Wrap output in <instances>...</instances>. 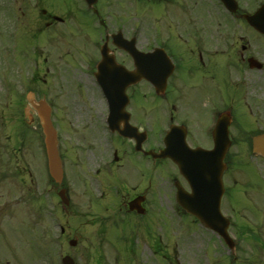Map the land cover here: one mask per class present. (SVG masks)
<instances>
[{
    "label": "flooded vegetation",
    "instance_id": "flooded-vegetation-1",
    "mask_svg": "<svg viewBox=\"0 0 264 264\" xmlns=\"http://www.w3.org/2000/svg\"><path fill=\"white\" fill-rule=\"evenodd\" d=\"M34 3L38 8L40 0ZM238 3L237 12L221 0H119L90 8L84 2L43 3L34 37L32 2L0 0V55L17 69L2 83L10 96L0 98V108L4 100L13 101L11 95L21 106L25 102L19 121L34 131V172L25 162L27 177L17 186L16 160L22 162L27 138L17 149L6 134L8 121L0 128V264H31L13 246L34 206L40 264H120L112 248L140 247L131 245L136 240L159 247L160 200L170 201L173 215H187L177 204L178 191L191 187L178 162L192 159L188 148L213 150L215 136L222 150L226 144L222 211L243 218L231 220L230 255L242 264L257 259L254 251H264V157L255 153L254 141L264 137V119L257 118L254 90L255 72L264 63L254 51L257 33L245 19L254 9ZM124 46H133L139 58ZM157 50L166 62H152L168 72L164 93L157 79L140 75L123 96H101L96 73L104 56L109 71L138 72L149 69L151 60L144 56ZM20 53L33 58L25 70L16 67ZM22 73L30 89L17 93ZM43 100L57 131L61 182L48 169L38 115ZM167 133L172 157L147 154L164 147ZM249 216L259 224H246Z\"/></svg>",
    "mask_w": 264,
    "mask_h": 264
},
{
    "label": "rangeland",
    "instance_id": "rangeland-1",
    "mask_svg": "<svg viewBox=\"0 0 264 264\" xmlns=\"http://www.w3.org/2000/svg\"><path fill=\"white\" fill-rule=\"evenodd\" d=\"M28 2H32L31 14V23L33 26L32 34L35 37V34L39 33L40 24L39 17L41 15V10L43 8V2L47 3H64L65 1H84V0H40L39 7L34 2H39L38 0H27ZM115 0H101V4L111 3ZM254 1L263 2L264 0H242V3L247 8L251 9L254 7ZM35 4V6H34ZM73 4V3H71ZM257 5V3H256ZM168 10L173 9L172 6L166 7ZM144 32V30H143ZM32 46L36 47V42L31 39ZM255 46V55L256 58L264 62V42L261 41L258 37L254 43ZM34 48L32 50H34ZM25 55L20 53L15 57L16 59V67L20 65H24V70L29 67L30 62H33V58L24 57ZM71 58H67L70 60ZM26 60V61H24ZM23 62V63H22ZM9 57L4 56V54L0 55V78L4 75L9 77V70L13 71L16 68L12 65H9ZM17 70V69H16ZM25 75V73H23ZM17 80V77H16ZM18 81V80H17ZM255 90H254V99L256 105V112L259 114L257 118L264 119V70L255 72ZM22 85L27 83L25 77L21 78ZM19 83L15 84L17 89V93L20 92V88L18 87ZM60 85V83H59ZM3 87L0 84V98H2ZM55 93V89L53 90ZM150 96V94H148ZM17 97V96H16ZM12 102L10 104H6L3 101V105L1 106V110L5 115V119L8 121V128L6 134L13 136L15 139L16 148H19V140L23 137L27 138L26 147L19 154V158L16 160V172H15V183L18 186L19 181H21L22 177H27L24 172H22V168L25 165L29 170L34 172L29 162L33 163V157L30 152V147L33 145L34 139V131L31 128L25 127L19 120H21V114L23 112V107L25 106V102H23V106L19 104V101L15 97L11 95ZM150 99V98H148ZM14 101H16L14 103ZM14 103V104H13ZM5 107V108H4ZM258 108V109H257ZM14 112H18L19 114H13ZM23 143H21L22 145ZM18 153V150H17ZM244 157V153L241 154V158ZM241 163L243 161L241 159ZM167 167L165 164L163 167H160L161 173L163 169ZM36 177V174H32ZM159 208L161 210L160 223L158 228V236L160 238L159 246L160 251H158L157 247L154 249L150 245L146 243H140L136 241L131 242V245L140 246V247H131L127 244H124L119 248V250H115L112 248L113 256H117L121 258L120 264H232L230 261L232 260H223L218 261L216 256L218 255L217 250H214V243L208 242V238H210L213 234L209 231L205 230L201 225H198L196 221L191 217L173 215L170 209V201L169 200H160ZM32 214V218H31ZM240 214H243L242 211ZM168 215V216H167ZM250 215V214H249ZM19 213H17V216ZM178 216V217H176ZM234 218L238 219V216L235 215ZM250 218V216H249ZM252 219V220H251ZM250 222L245 218L247 224L251 223L252 226H257V221L255 218H251ZM27 223H30L29 226L25 230H21L18 233V242H16L13 246L14 254L25 256L29 259L32 264H40L41 253L39 251L41 245V237H40V227H39V213L38 207H31L30 211H27L26 217ZM36 221V224H35ZM33 224V225H32ZM117 229V228H116ZM118 229H120L118 227ZM138 237V236H137ZM138 239V238H137ZM141 239V238H140ZM175 245L176 249H175ZM175 249V251H174ZM206 250L210 252V254L206 255ZM224 252L228 253V249H225ZM158 254V255H157ZM209 255V257H208ZM20 256V258H22ZM208 258V259H207ZM263 261V260H261ZM34 262V263H33ZM262 263V262H261Z\"/></svg>",
    "mask_w": 264,
    "mask_h": 264
},
{
    "label": "water",
    "instance_id": "water-1",
    "mask_svg": "<svg viewBox=\"0 0 264 264\" xmlns=\"http://www.w3.org/2000/svg\"><path fill=\"white\" fill-rule=\"evenodd\" d=\"M227 1V0H224ZM248 22L256 28V30L264 33V5L262 8L253 16L247 17ZM46 133H47V144L49 148L50 155V169L54 177H57L58 171L60 169L59 160L56 158V153L54 149V134L52 133L50 122L48 118L45 119ZM259 144H256V148ZM264 154V151H262ZM157 157L166 158L169 156L168 149L156 154ZM207 179L209 187H195L194 193L192 195H184L180 199L182 206L187 209L190 213L195 215L200 221L207 227L217 230L223 236H226L225 230L227 224L224 222L223 217L220 213V197L221 191H216L213 188V182L217 184L221 182L220 177L209 178L208 174L204 173ZM198 183V182H195ZM214 183V184H215ZM206 198H202V197ZM223 227V228H222Z\"/></svg>",
    "mask_w": 264,
    "mask_h": 264
}]
</instances>
